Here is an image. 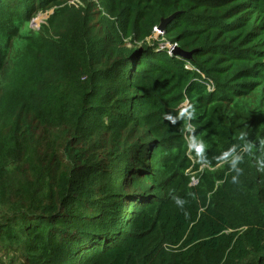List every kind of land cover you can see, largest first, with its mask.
I'll list each match as a JSON object with an SVG mask.
<instances>
[{
  "label": "trees",
  "instance_id": "1",
  "mask_svg": "<svg viewBox=\"0 0 264 264\" xmlns=\"http://www.w3.org/2000/svg\"><path fill=\"white\" fill-rule=\"evenodd\" d=\"M0 264H264V0H0Z\"/></svg>",
  "mask_w": 264,
  "mask_h": 264
},
{
  "label": "built area",
  "instance_id": "2",
  "mask_svg": "<svg viewBox=\"0 0 264 264\" xmlns=\"http://www.w3.org/2000/svg\"><path fill=\"white\" fill-rule=\"evenodd\" d=\"M33 20H34V19H33ZM34 22H35V20L32 21V25H33ZM155 31L158 32V34H157L158 36H159L160 34H162V30H160L159 27H156V28H155ZM156 32H155V33H156ZM176 45H177L176 43H173V44H172V43L166 42L165 44H162V45H161V48H165V47H166V48L168 49V53H169L170 55H174V54H175V53H174V49H175ZM186 68L194 69V67H193L191 64H189V63L186 64ZM207 85H208V89H209V90H213V89H214V85H212V84H210V83H207ZM192 180H193V181H192L193 183H197V182H198V180H197L195 177H193Z\"/></svg>",
  "mask_w": 264,
  "mask_h": 264
},
{
  "label": "water",
  "instance_id": "3",
  "mask_svg": "<svg viewBox=\"0 0 264 264\" xmlns=\"http://www.w3.org/2000/svg\"><path fill=\"white\" fill-rule=\"evenodd\" d=\"M171 19V17L164 19L161 24L159 25V29L163 31V29L166 26V23ZM174 53L181 55L182 57H186V58H191L192 55V51H184L182 50L180 47H178V45H176L175 49H174Z\"/></svg>",
  "mask_w": 264,
  "mask_h": 264
},
{
  "label": "rangeland",
  "instance_id": "4",
  "mask_svg": "<svg viewBox=\"0 0 264 264\" xmlns=\"http://www.w3.org/2000/svg\"><path fill=\"white\" fill-rule=\"evenodd\" d=\"M48 16H49V12L40 13L36 18H34L35 22L32 25L33 28L38 29L39 26H40V24L43 23V22H45L46 19L48 18ZM157 34H158V32H156L153 37L158 39V35Z\"/></svg>",
  "mask_w": 264,
  "mask_h": 264
},
{
  "label": "clouds",
  "instance_id": "5",
  "mask_svg": "<svg viewBox=\"0 0 264 264\" xmlns=\"http://www.w3.org/2000/svg\"><path fill=\"white\" fill-rule=\"evenodd\" d=\"M178 203H180V202L178 201Z\"/></svg>",
  "mask_w": 264,
  "mask_h": 264
}]
</instances>
